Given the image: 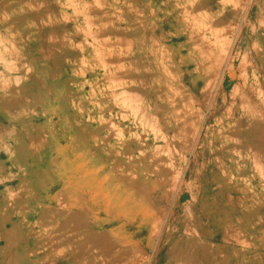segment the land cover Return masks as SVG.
Instances as JSON below:
<instances>
[{"label":"rangeland","instance_id":"374dc122","mask_svg":"<svg viewBox=\"0 0 264 264\" xmlns=\"http://www.w3.org/2000/svg\"><path fill=\"white\" fill-rule=\"evenodd\" d=\"M205 1L186 2L191 23L190 16L185 17L179 11L183 3L177 0H169L162 9H159L161 0H0V264H54L55 261L66 264L57 256L68 246L78 258L75 264H132L133 258L139 264H178V261L179 264H264V0H241L243 3L232 0V4L230 0H219L220 9H214L209 18ZM167 12L178 14L183 24L163 20V13ZM212 23L217 29L222 26L224 30H219L222 34L232 31L229 33L232 38L224 33L220 47L217 44L203 48L207 44L199 33L206 34L202 29L207 30L206 26ZM182 27L195 31L193 43L197 49L191 46L188 52L195 54L197 50L202 59L210 57L212 62L208 59V64H201L200 72H207L205 69L212 68L210 65L215 62L212 60L220 57L213 56L209 50L215 48L216 55H221L220 49L227 51L226 56L221 52L219 72L223 85L217 99L218 111H205L206 123L197 141L173 132V126H179L178 118L173 115L178 116L177 108L181 106L176 102L189 93L187 82L194 81L199 73L189 63L190 77L183 83L176 79L180 71L175 60L187 54V50H178L184 42L183 36L178 35ZM224 47L228 50H223ZM230 72L237 79H231ZM232 82L251 94V107L255 103L253 109L245 106L241 116L253 120L248 129L240 130L243 125L239 124L231 126L233 122L226 125L225 110L227 113L230 104L238 100L229 90ZM202 85L199 80L197 89ZM170 87L179 91L180 98H172ZM146 98L153 99L152 104L159 106V111L153 110L151 114H154L145 118ZM196 112L195 109L193 114ZM126 117L129 122L134 118L139 126L135 135L142 149L126 174L135 199L126 206L114 204L107 215L96 216L99 204L95 205V190H89L91 180L97 172L104 174L108 169H119L120 163L106 162V156L126 158L128 153L119 143L115 148L107 144L112 132L110 119L121 121ZM195 118L198 119L196 115ZM200 123L201 120L196 129ZM218 135L227 137L228 150H240L232 160L224 154V172L213 176L215 182H211L210 170L215 163L207 158L210 141ZM111 142L116 139L112 137ZM99 144H103L101 150L97 149ZM97 152L102 156L99 164ZM255 153L263 158L254 159ZM245 158L250 160L244 162ZM186 160L189 166L184 183L190 185V192L196 193L197 207L203 209L208 221L199 224L198 229L189 223L185 230L173 223V219L183 214L178 205L189 200L185 194L177 207L171 209L172 221L151 238L149 228L142 226V218L152 210L164 217L169 203L164 205L158 198L163 180L174 172L165 178L163 173L172 165L179 171ZM229 174L235 196L231 198L225 187ZM218 185L222 194L216 198L218 192L212 190L218 189ZM155 186L159 189L153 190ZM105 219L112 222L92 227L95 220ZM60 230L65 236L57 240L54 236ZM87 234H96L99 242L86 246ZM50 249H56L55 254L52 250L47 253ZM99 260L101 263H97Z\"/></svg>","mask_w":264,"mask_h":264},{"label":"bare ground","instance_id":"6f19581e","mask_svg":"<svg viewBox=\"0 0 264 264\" xmlns=\"http://www.w3.org/2000/svg\"><path fill=\"white\" fill-rule=\"evenodd\" d=\"M100 1V0H99ZM171 1V0H170ZM189 0H177V2H181V3H183V6H182V9H180L179 11H181L182 12V15H184L185 17H189L190 16V13L188 12V5H186V2H188ZM205 1V0H204ZM222 1V0H221ZM238 1V0H237ZM237 1H233V3L235 2V4H236V2ZM241 3H243L244 1H241V0H239ZM238 1V2H239ZM249 1V0H248ZM167 2H169V0H161V5L159 6V9H162L163 7H165L164 5L167 3ZM173 2H175V1H173ZM173 2H172V4H173ZM191 2V1H190ZM229 2V1H228ZM239 2V3H240ZM176 3V2H175ZM205 3H206V1H205ZM230 3L232 4V0H230ZM238 3V4H239ZM171 4V5H172ZM202 4H203V2H202ZM251 4V3H250ZM169 5V4H168ZM206 5V4H205ZM237 5V4H236ZM246 5V4H245ZM178 6H180V5H178ZM195 6V5H194ZM196 6H197V4H196ZM222 6V5H221ZM238 6V5H237ZM236 6V7H237ZM199 7V6H198ZM197 7V8H198ZM233 7H234V4H233ZM232 7V8H233ZM243 7H245V6H243ZM247 7V6H246ZM245 7V8H246ZM240 8H242V7H240ZM214 9H220V1L219 0H207V5H206V10H205V13H206V15H207V18H209V17H211L212 15H213V10ZM84 10V9H83ZM198 10V9H197ZM232 10V9H231ZM241 10V9H240ZM223 11V10H222ZM229 11V10H228ZM178 12V11H177ZM204 12V11H203ZM227 12V11H226ZM230 12V11H229ZM82 13V12H81ZM194 13H196V12H194ZM197 13H198V11H197ZM175 13H170V12H167L166 14H164L163 13V20H165L166 22L167 21H170V22H176V24H183L182 23V21L180 20V18H178V14H175ZM191 14H192V12H191ZM223 14V13H222ZM225 14V13H224ZM200 15V14H199ZM107 15H105L104 17H106ZM203 16V15H202ZM204 16H205V14H204ZM223 16H225V15H223ZM221 17V16H220ZM226 17V16H225ZM194 18V17H193ZM200 18V17H199ZM205 18V17H204ZM222 18V17H221ZM235 18V17H234ZM233 18V19H234ZM203 19V18H202ZM237 19H238V17H237ZM121 20V19H120ZM126 20H127V18H126ZM156 20V19H155ZM190 20H191V16H190ZM193 20V19H192ZM192 20H191V23H192ZM195 20V19H194ZM239 20V19H238ZM237 20V21H238ZM128 21V20H127ZM196 21V20H195ZM198 21V20H197ZM207 21V20H206ZM213 21V20H212ZM114 22H115V20H114ZM190 22V21H189ZM189 22H188V25H193V24H189ZM199 22V21H198ZM197 22V23H198ZM208 22V21H207ZM217 22V21H216ZM215 22V23H216ZM218 22H219V19H218ZM218 22H217V24H218ZM236 22V21H235ZM261 22V21H260ZM101 23V22H100ZM105 23V22H104ZM115 23H117V22H115ZM229 23H230V21H229ZM108 24V23H107ZM118 24V23H117ZM124 24V23H123ZM130 24V23H129ZM142 24V23H141ZM196 24V23H195ZM203 24L204 23H202V26H203ZM219 24H221V23H219ZM228 24V23H227ZM226 24V25H227ZM234 24V23H233ZM259 24V23H258ZM187 25V24H186ZM200 26V24H196V26ZM206 25H208V24H206ZM224 25V24H223ZM226 25H224V26H226ZM229 25V24H228ZM231 25V24H230ZM229 25V26H230ZM125 26V25H124ZM123 26V27H124ZM159 26V25H158ZM189 26V27H190ZM195 26V25H194ZM234 26V25H233ZM232 26V27H233ZM117 27V26H116ZM120 27V26H119ZM127 27V26H126ZM203 27H205V26H203ZM207 27V30H204V29H206V28H204V29H202L203 31H207V33L205 34V32H203V35H202V31H201V33H199V35L200 36H203V38H204V42L202 41V43H204V44H207V45H205L204 47H203V45H202V47L203 48H208L209 49V47L211 46V45H219V43L220 42H223V39H222V35L225 33V31H224V33L222 34V31H219V30H221V29H223L222 28V26H221V29H217V28H215V26L213 25V23H212V25H208V26H206ZM231 27V26H230ZM239 27V26H238ZM110 29L112 28L111 26L109 27ZM195 28V27H194ZM236 28V27H235ZM127 29V28H126ZM129 29V28H128ZM142 29V28H141ZM196 29V28H195ZM226 29V28H225ZM227 29H229V28H227ZM125 30V29H124ZM224 30V29H223ZM234 30V29H233ZM197 31V30H196ZM219 31V32H218ZM116 32H118V31H116ZM122 32V31H121ZM233 32H235V30L233 31ZM194 33H195V31H194ZM194 33H193V29L192 28H186V27H182V29H180V31L178 32V35H182L183 36V38H184V42H183V44H181V45H179V47H178V50H187V54H186V56H179L178 57V59L177 60H175V65L178 67V69H179V71H180V73L176 76L177 78V80H178V83H179V81L180 80H182L181 81V83H183L184 82V80H186L188 77H190V72H188V70H187V65L189 64V63H193L195 66H196V68L198 69V71H199V73H198V75L195 77V78H193V80L194 81H191V82H187V85H188V90H189V93H187L186 95H185V97H184V99L182 100V101H177L176 103H178V104H180L181 106H180V108H177V110L178 109H180V110H178L176 113H179L178 114V116H176V114H173L174 115V118L175 117H177L178 118V120H179V126L178 125H174L173 126V128H175V129H173V132L174 133H178V134H182V135H184V136H190V137H192V138H195L196 139V141H197V138H199V135H200V130H201V128H202V126L204 125V123H206L205 121H206V115L207 114H205V111H208V112H210V113H214V112H216V111H218L217 110V99H218V97H219V95H220V93H219V89L221 88V86L223 85L222 84V75L220 74V63H221V55H222V53L221 52H223V56L225 55H227L226 53H227V51L226 50H228V49H225L226 47H224L223 48V50L225 49V51H226V53H224V51H222V49H220L221 51L219 52L221 55H216V53H214L215 51V48H214V50H209V51H211V53H212V51H213V53H212V55L214 54L215 55V57H217V56H220L219 58H214L212 61H214L215 60V62L213 63L214 64V66H213V64H211L210 66L212 67V68H210V69H205L207 72H200V70L202 69V65H206V64H208V61H206V60H208L209 58H207L206 57V59H202V56H200V53L199 52H197V50H196V53L195 54H190L188 51H189V49H190V47L192 46H194V45H197L195 42V44L193 43V39L195 38L194 36ZM229 33H230V31H229ZM229 33H227L228 35H230L231 33H232V31H231V33L229 34ZM240 33V32H239ZM154 34V33H153ZM173 34V33H172ZM226 33H225V35H227ZM236 34V33H235ZM142 35V34H141ZM196 35H198V34H196ZM114 36H117V39H118V35H115L114 34ZM148 36V35H147ZM150 36V35H149ZM232 35H230V37L229 38H232L231 37ZM235 36V35H234ZM239 36V35H238ZM124 37V36H123ZM127 37V36H126ZM240 37V36H239ZM113 38V37H112ZM202 38V39H203ZM226 38V37H225ZM224 38V39H225ZM233 38H235V37H233ZM114 39V38H113ZM112 39V40H113ZM156 39V38H155ZM120 40V39H119ZM119 40H117L118 42H122V41H119ZM125 40V39H124ZM197 40H199V38L197 39ZM213 40V41H212ZM227 40V41H226ZM226 40H224V41H226V44H227V42H228V38L226 39ZM149 41V40H148ZM230 41V40H229ZM142 42V41H141ZM201 42V41H200ZM166 43V42H165ZM232 43H233V41H232ZM156 44V43H155ZM191 44H193V45H191ZM128 44H126V46H127ZM220 45H222L221 43H220ZM220 45H219V47H220ZM225 45V44H224ZM229 45V44H228ZM228 45H227V47H228ZM231 45V44H230ZM229 45V46H230ZM236 45V44H235ZM199 46V45H198ZM208 46V47H207ZM232 46V45H231ZM128 47V46H127ZM196 46H194L193 48H195ZM200 47V46H199ZM202 47H201V49H202ZM212 47H214V46H212ZM229 48V47H228ZM237 48H238V46H237ZM108 49H109V47H108ZM195 49H197V48H195ZM230 49V48H229ZM129 50V49H128ZM203 50V49H202ZM207 50V49H206ZM218 50V49H217ZM217 50H216V52H217ZM151 51H153V50H151ZM219 51V50H218ZM232 51V50H231ZM125 52H126V50H125ZM129 52V51H128ZM154 52V51H153ZM202 52H204V51H202ZM208 53V54H210L208 51H205V53ZM229 52V51H228ZM219 53H217V54H219ZM164 54V53H163ZM248 54V53H247ZM154 55V54H153ZM170 55V54H169ZM211 55V56H212ZM213 55V56H214ZM229 55V54H228ZM160 56H161V54H160ZM207 56V55H206ZM245 56V55H244ZM224 58V57H223ZM227 58V57H226ZM161 59V58H160ZM159 59V60H160ZM174 59V58H173ZM235 59V58H234ZM241 59V58H240ZM128 61V60H127ZM162 61V60H161ZM209 61H210V59H209ZM222 61H223V59H222ZM226 61V60H225ZM224 61V62H225ZM153 62V61H152ZM205 62V63H204ZM211 62V61H210ZM209 62V63H210ZM227 62V61H226ZM249 62V61H248ZM159 63V62H158ZM162 63V62H161ZM198 63H200V65H198ZM212 63V62H211ZM223 63V62H222ZM202 64V65H201ZM249 64V63H248ZM186 65V67L182 70L181 69V67L182 66H185ZM246 65V64H245ZM127 66H129L128 65V63H127ZM156 66V65H155ZM223 66V65H222ZM232 66V65H231ZM230 66V67H231ZM160 67V66H159ZM233 67V66H232ZM245 67V66H244ZM247 67V66H246ZM248 67H249V65H248ZM243 68V67H242ZM241 68V69H242ZM156 69V68H155ZM161 69H162V67H161ZM164 69H167V68H164ZM224 69V68H223ZM227 69H229V68H227ZM226 69V70H227ZM231 69V68H230ZM148 70V69H147ZM196 70V69H195ZM248 70V69H247ZM246 70V71H247ZM251 70V69H250ZM108 71V70H107ZM162 71V70H161ZM166 71V70H165ZM231 71V70H230ZM242 71V70H241ZM244 71V70H243ZM167 72H168V70H167ZM251 72H253V71H251ZM163 73H164V71H163ZM244 73V72H243ZM125 74V73H124ZM168 74H170L169 72H168ZM250 74H252V73H250ZM163 75V74H162ZM217 75H218V78H217ZM229 75H230V78L231 79H233V78H236L234 75H233V73H229ZM243 74H241V76H242ZM246 75V74H245ZM4 76V75H3ZM147 76V75H146ZM163 76H165V74L163 75ZM171 76V75H170ZM240 76V77H241ZM254 76V75H253ZM100 77V76H99ZM167 77V76H166ZM116 78V77H115ZM149 77L147 76V78L146 79H148ZM171 78H172V76H171ZM117 79V78H116ZM121 79V78H120ZM173 79V78H172ZM237 79V78H236ZM245 79V78H244ZM249 79V78H248ZM258 79V78H257ZM256 79V80H257ZM114 80V79H113ZM112 80V81H113ZM154 80V79H153ZM199 80H202V82H203V85H202V87L201 88H199V89H197V85H198V81ZM116 81H118V80H116ZM131 81V80H130ZM165 81V80H164ZM236 81V80H235ZM241 81V85L242 86H245V85H243L244 83H243V81L242 80H240ZM237 82V81H236ZM180 83V84H181ZM231 83V82H230ZM233 83V82H232ZM249 83H251V82H249ZM239 84V83H238ZM238 84H232V86H231V89H229L230 90V92H231V94L233 95H237L236 97H237V102L236 103H232V104H230V106H229V110H227L228 112L226 113V110H225V114H227V120H226V125L228 124H230V122H233V124H231V126L232 125H235V124H239V125H243V128H239L240 130L241 129H248V127H249V125L251 124V122H253V120H251V119H249V118H245V119H243L241 116H244V115H242V113L244 112V107L245 106H247V108L248 109H253L254 107H253V105L255 104H253L252 105V107H251V99H249L250 98V95L246 92V91H244V90H242L241 91V87H239V85ZM256 84V83H255ZM262 84V83H261ZM165 86V85H164ZM184 87H185V85H184ZM252 87V86H251ZM168 88H169V86H168ZM244 89V88H243ZM247 89V88H246ZM245 89V90H246ZM248 90H249V88H248ZM122 91V90H121ZM125 91V90H124ZM149 91V90H148ZM170 91H171V96H172V98L173 99H177L178 97L180 98V94L178 93L179 91L178 90H176V92H175V90L174 89H172L171 90V87H170ZM170 91H168V92H170ZM252 91V90H251ZM263 91V90H262ZM123 92V91H122ZM131 92V91H130ZM230 92H229V94H230ZM255 93V92H254ZM257 93V92H256ZM120 95L122 94L121 92L119 93ZM126 94V93H125ZM124 94V95H125ZM262 94H264V93H262ZM128 95V94H127ZM188 95V96H187ZM221 95H222V93H221ZM224 95V94H223ZM256 95V94H255ZM259 95V94H258ZM257 95V96H258ZM139 97V95H137L136 94V96L135 97ZM226 96H228V95H226ZM229 96H231V95H229ZM125 97V96H124ZM137 97V98H138ZM149 97V96H148ZM224 97V96H223ZM131 97H129V99H130ZM136 98V99H137ZM141 98V97H140ZM256 98V97H255ZM260 98V97H259ZM262 98V97H261ZM124 100H126L125 98H123ZM122 99V100H123ZM135 99V100H136ZM222 99V98H221ZM232 99V98H231ZM262 99H264V98H262ZM120 100H121V98H120ZM128 100V99H127ZM138 100V99H137ZM152 100L153 99H149V98H146V101L144 102V111H143V114L145 115V118H146V116H150V114H151V112L153 111V110H157V111H159V106H157V105H155V104H152ZM168 100V99H167ZM255 100V99H254ZM129 101H131V99L129 100ZM154 101V100H153ZM221 101H223V100H221ZM256 101V100H255ZM128 102V101H127ZM138 102H139V100H138ZM228 102H230V101H228ZM253 102V101H252ZM122 103L124 104V101H122ZM168 103H169V100H168ZM171 103H172V101H171ZM264 103V102H263ZM141 104V103H140ZM173 104V103H172ZM257 105V104H256ZM255 105V106H256ZM258 105H259V103H258ZM139 106V105H138ZM222 107V106H221ZM132 108V107H131ZM137 108V107H136ZM139 108V107H138ZM257 108H259V110H260V107H256V109ZM133 109H134V106H133ZM195 109H196V113H195V115L198 117V119H194V111H195ZM226 109H227V107H226ZM256 109H254V110H256ZM136 110V109H135ZM138 110V109H137ZM141 110H143L142 108H141ZM140 110V111H141ZM254 110H252L253 112H254ZM124 111V110H123ZM132 112V111H131ZM156 112V111H155ZM220 112V111H219ZM257 112V111H256ZM259 112V111H258ZM257 112V113H258ZM110 113V112H109ZM120 113V112H119ZM125 113V112H124ZM133 113V112H132ZM138 113V112H137ZM136 113V114H137ZM157 113V112H156ZM246 113V112H245ZM248 113V112H247ZM141 114V113H140ZM153 114H154V112H153ZM153 114H151V116L153 115ZM254 114V113H253ZM127 115V114H126ZM142 115V114H141ZM248 115V114H247ZM256 115V114H255ZM259 115V114H258ZM257 115V116H258ZM122 116V115H121ZM138 116H140V115H138ZM250 116V115H249ZM253 116V115H252ZM260 117L262 116V115H259ZM103 117V116H102ZM115 117V116H114ZM120 117V116H119ZM125 117V116H124ZM248 117V116H247ZM254 117V116H253ZM256 117V116H255ZM101 118V117H100ZM144 118V119H145ZM157 118V117H156ZM176 118V119H177ZM106 119V118H105ZM122 119V118H121ZM140 119V118H139ZM150 119V118H149ZM158 119V118H157ZM224 119V118H223ZM109 120V119H108ZM131 120V119H130ZM146 120V119H145ZM147 120H148V118H147ZM151 120V119H150ZM154 120V119H153ZM152 120V121H153ZM201 120V123H200V127L198 128V129H196L197 128V125H198V122ZM261 120V119H260ZM102 121H103V119H102ZM138 121H140V120H138ZM143 121V120H142ZM141 121V122H142ZM155 121V120H154ZM153 121V122H154ZM215 121V120H214ZM262 121V120H261ZM30 122V121H29ZM106 122H107V120H106ZM105 122V123H106ZM158 122H159V120H158ZM220 122V121H219ZM32 123V122H31ZM105 123H103L104 125H105ZM146 123V122H145ZM150 123V122H149ZM155 123V122H154ZM156 123H157V121H156ZM100 124H101V122H100ZM109 124L111 125V128H112V132L109 134V138H108V141H107V144L111 147V148H115V146H116V144H120L121 145V148H123V150L125 151V152H127L128 154L126 155V158L124 159L122 156L121 157H117L116 155H111V156H106V162H111V163H116V164H118V163H120V165H119V169H117V170H114V171H112V170H109L108 169V171L106 172V173H104V174H102L101 172L99 173V172H97L95 175H94V177H93V179L91 180V186H90V188H89V190H95V197H96V202H95V205L97 206L98 204V208H97V210H96V213H94L96 216L97 215H99V214H102V213H105L106 215L109 213V211H110V209H111V207L114 205V204H116V205H118V207H121V206H126L129 202H134V199H135V193H134V191H130L129 190V187H128V179H127V168L129 167V165L130 164H132V163H134L133 161L134 160H136L137 159V157H136V154H138V152L139 151H141L142 152V149H141V147L138 145V141H137V136L135 135L136 133H137V131H138V128H139V126L136 124V122H135V120H134V118H133V120L131 121V122H129V119L126 117V118H123L121 121H115L114 119H110V121H109ZM142 124V123H141ZM152 124V123H151ZM215 124V123H214ZM264 124V123H263ZM144 125V124H143ZM222 125V124H221ZM257 125V124H256ZM107 126V125H106ZM152 126V125H151ZM150 126V127H151ZM230 126V125H229ZM156 127V126H155ZM204 127V126H203ZM257 127V126H256ZM109 128V127H108ZM110 128V129H111ZM253 128L255 129V126H253ZM258 128V127H257ZM263 128V127H262ZM106 129V128H105ZM110 129H109V131H110ZM149 129H151V128H149ZM153 129H154V127H153ZM206 129V128H205ZM223 129V128H222ZM234 129V128H233ZM259 129V128H258ZM261 129V128H260ZM227 131H229V129H227ZM108 132V131H107ZM141 132V131H140ZM157 132V131H156ZM224 132H225V130H224ZM263 131L261 130V133H262ZM227 133V132H226ZM264 133V132H263ZM105 134V133H104ZM103 134V135H104ZM221 134V133H220ZM127 135L129 136V138L127 137ZM154 135H155V133H154ZM164 135V134H163ZM175 135V137H176V134H174ZM173 136V135H172ZM229 136V135H228ZM113 137V139H116V142H111V138ZM126 137L128 138V139H126ZM155 137H156V135H155ZM163 137V136H162ZM179 137H180V135H179ZM231 137V136H230ZM233 137V136H232ZM231 137V138H232ZM40 138V137H39ZM98 138H99V135H98ZM153 138H154V136H153ZM244 138V137H243ZM164 139V138H163ZM163 139H161V140H163ZM234 139V138H233ZM236 139H238L237 137H236ZM178 140V139H177ZM230 140V139H229ZM238 140H240V139H238ZM100 141V140H99ZM164 141V140H163ZM167 141V140H166ZM189 141V140H188ZM194 141V140H193ZM208 141H209V139H208ZM228 140H227V137L226 136H222V135H218L217 137H215L212 141H210L211 142V146H210V150H209V157L207 158L208 159V162H210V161H214V163H215V165L211 168V170H210V173H211V182H212V180H213V182H215V176L216 175H218V174H220V173H223L224 172V170H223V157H224V154H226L227 153V158L229 159V160H232V159H234L233 157H234V155H236V153H238V151L240 150H234V149H232V151H230V150H228L227 149V145L229 144L228 142H227ZM187 142V141H186ZM195 142V141H194ZM234 142H237V141H235L234 140ZM190 143V142H189ZM191 143H192V140H191ZM209 143V142H208ZM263 143V142H262ZM102 145L103 144H99L98 146H97V149L98 150H101L102 149ZM193 145V144H192ZM192 145H191V147H192ZM236 145V144H235ZM163 147V146H162ZM189 147V145H187V148ZM230 147V146H229ZM238 147V146H237ZM166 148V147H165ZM186 148V149H187ZM194 148V147H193ZM232 148V147H231ZM233 148H235V147H233ZM239 148V147H238ZM244 148V147H243ZM259 148V147H258ZM257 148V150H259ZM185 149V151H188V150H186ZM230 149V148H229ZM157 150V149H156ZM191 150H192V148H191ZM228 150V151H227ZM256 150V151H257ZM167 151H168V149H167ZM243 151H245V150H243ZM161 152V151H160ZM191 153V152H190ZM251 153V152H250ZM263 153V152H262ZM163 154H165L164 152H163ZM197 154H198V152H197ZM256 154V153H255ZM255 154H253V155H255ZM264 154V153H263ZM205 155V154H204ZM239 155V154H238ZM252 155V154H251ZM195 156V155H194ZM101 154H100V152H97V156H96V161H97V163L99 164V162H101ZM181 157V156H180ZM186 157V156H185ZM241 157V156H240ZM257 154H256V156H253V158L254 159H257V158H260V157H262L263 158V156H260V157H257ZM203 158V157H202ZM204 158H206V157H204ZM239 158V157H238ZM251 158V157H250ZM240 159V158H239ZM185 160V159H184ZM248 160H250L249 158H245L244 159V162H246V161H248ZM258 160V159H257ZM187 161V160H186ZM105 162V163H106ZM259 162H260V160H259ZM200 163V162H199ZM241 163H243V162H241ZM255 163V162H254ZM101 164V163H100ZM168 164V163H167ZM172 164V163H171ZM236 164V163H235ZM251 164H253V159H252V163ZM225 165V164H224ZM179 165L177 164L176 165V168L178 167ZM189 165H188V161L187 162H184V165L182 166H180V170L179 171H175L174 170V165H172V166H170V170H167L166 169V172L165 173H163V176H164V178H165V176L166 175H169V173L170 172H174V173H172L173 174V176L171 175V177H167V178H165L164 180H163V187H162V190H161V194H160V197L158 198L159 200H160V202L162 203V204H168L169 203V208H168V211L164 214V217L161 215V214H157L156 212H153V210H152V213H151V211H150V214H147L146 216H144V219L142 218V226L143 227H146V229H148L149 228V232H151V238H153V237H155L156 235H157V233L158 234H160V232H161V230L164 228V226H165V224L166 223H168V221L170 220V212H171V209H172V211L177 207V205L179 204V201H180V198H181V196H183V195H187L188 194V201H186V202H182V204H180V205H178V209H179V211H181L183 214L180 216V217H178V218H175V219H173V223L174 222H176L175 223V225L177 224V225H179L180 227H183V229H184V227L185 226H187L188 225V227H190V225H189V223H191V224H193L194 226H195V228L196 229H198L199 227H200V225L203 223V222H205V221H208V217H204V213H203V209L202 208H198L197 207V203L198 202H196L197 201V197H196V193H193L192 191L190 192V185L189 184H185L184 183V179H185V174H186V170H187V167H188ZM208 166V165H207ZM250 166V165H249ZM262 166H264V164H262ZM238 167V166H237ZM105 168V167H104ZM122 168V169H121ZM257 168V167H256ZM103 169V168H102ZM178 170V169H177ZM203 170V169H202ZM226 173V172H225ZM134 175V174H133ZM213 176H214V178H213ZM213 178V179H212ZM228 179H229V182L228 183H226L225 184V187L227 188V191H228V195L230 196V198L231 197H235L234 195H232V193H233V187H234V185H233V179H232V174H229L228 175ZM159 180V179H158ZM195 180V179H194ZM254 180V179H253ZM247 181V180H246ZM198 183V182H197ZM261 183H262V181H261ZM114 184H116L115 186H114ZM249 184H251L252 185V179L249 181ZM187 185H189V187L187 186ZM193 185V184H192ZM196 185V184H195ZM200 185V184H199ZM207 186V185H206ZM196 187V186H195ZM217 187H219L218 189H213L212 190V192L214 193V191L215 190H217V192L218 193H216L217 195H215L216 196V198L219 196V195H221L222 194V188H221V186L220 185H218V186H216V188ZM240 188V187H239ZM156 189H159V188H157V186H155L154 187V189L153 190H156ZM189 189V190H188ZM197 189V188H196ZM261 189H262V187H261ZM249 190V189H248ZM197 192V191H196ZM206 193V192H205ZM227 193V192H226ZM235 195H237V194H235ZM228 197V196H227ZM237 197V196H236ZM242 197V196H241ZM102 199V202L101 201H99L98 199ZM104 198V199H103ZM238 198V197H237ZM240 198V197H239ZM85 200V199H84ZM106 200V201H105ZM217 200V199H216ZM264 201V200H263ZM104 202H105V204H104ZM218 202V201H217ZM227 202V201H226ZM238 202V201H237ZM245 202H247V200L245 201ZM232 203V202H231ZM242 202H240V204H241ZM87 204H88V202H87ZM166 204V205H167ZM204 204V203H203ZM163 205V206H164ZM63 206H65V205H63ZM83 207V206H82ZM167 207V206H166ZM63 208V207H62ZM89 208V207H88ZM219 208V207H218ZM154 209V208H153ZM161 210V209H160ZM84 211H87V210H85L84 209ZM164 211V210H163ZM157 212H160V211H157ZM162 212V211H161ZM160 212V213H161ZM164 213V212H163ZM173 214V213H172ZM228 214V213H227ZM51 216H52V214H51ZM260 216V215H259ZM118 218V217H117ZM120 218V217H119ZM57 220V219H56ZM136 220V219H135ZM204 220V221H203ZM112 222V220H110V219H105L104 221H100V220H95V222H94V224L92 225V227H96V226H98L99 224H103L104 222ZM170 221H172V220H170ZM188 223V224H187ZM13 224V223H12ZM107 224H109L110 225V223H107ZM200 224V225H199ZM205 224V223H204ZM52 226V225H51ZM82 226H83V224H82ZM85 226V225H84ZM13 227H14V225H13ZM62 227V226H61ZM105 227V226H104ZM171 227V226H170ZM87 228V227H86ZM167 228V227H166ZM195 229V230H196ZM64 230H66V229H64ZM185 230V229H184ZM61 232H58V234L56 235V236H54L55 238H57V240H61L62 238H64V236H65V234H64V231L63 230H60ZM175 231V230H174ZM197 231V230H196ZM75 232V231H74ZM73 232V233H74ZM182 232V231H181ZM186 232H187V230H186ZM193 232L195 233V231L193 230ZM10 233H11V231H10ZM184 234H185V231L183 232ZM74 234H76V232L74 233ZM73 234V235H74ZM173 234V233H172ZM181 234V233H180ZM169 235V234H168ZM174 235V234H173ZM158 236V235H157ZM175 236V235H174ZM196 236H197V234H196ZM217 236V235H216ZM53 237V238H54ZM59 237V238H58ZM71 237H72V234H71ZM204 237V236H203ZM51 238V237H50ZM54 238V239H55ZM182 238V236H180L179 238H178V240H180ZM169 239V238H168ZM225 239V238H224ZM13 240V239H12ZM52 240V239H51ZM76 240V239H75ZM153 240V239H152ZM156 240H157V238L155 239V242H156ZM214 240V239H213ZM227 240V239H226ZM85 241H87V245L86 246H88V244L89 243H91V242H93V243H98L99 242V240L97 239V235L96 234H87V236H85ZM218 241V240H217ZM225 241V240H224ZM229 241V240H228ZM58 242H61V241H58ZM57 243V242H56ZM64 243V242H63ZM78 243H79V241H78ZM207 243V242H206ZM216 243V242H215ZM218 243H219V241H218ZM225 243V242H224ZM230 243V242H229ZM242 243V242H241ZM80 244H81V242H80ZM79 244V245H80ZM85 244V243H84ZM228 244V243H227ZM239 244V243H238ZM8 245V244H7ZM49 245H51V244H49ZM56 245V244H55ZM58 245V244H57ZM82 245V244H81ZM80 245V246H81ZM90 245V244H89ZM59 246V245H58ZM83 246V245H82ZM223 246V245H222ZM7 247V246H6ZM48 247V246H47ZM46 247V248H47ZM50 247V246H49ZM66 247V246H65ZM92 246H89V248H91ZM11 248H12V246H11ZM54 248H55V246H54ZM80 248H82V247H80ZM79 248V249H80ZM87 248V247H86ZM10 249V248H9ZM76 249V248H75ZM5 250H6V248H5ZM11 250V249H10ZM51 250L53 251V250H56V249H50L49 250V252H47V253H50L51 252ZM58 250V249H57ZM83 250V248L80 250V251H82ZM152 250V249H151ZM36 251V250H35ZM39 251V250H38ZM41 251H43V250H41ZM54 252V251H53ZM174 252V251H173ZM81 253V252H80ZM85 253V252H84ZM54 254H55V252H54ZM77 254V253H76ZM83 254V253H82ZM47 256H48V254H46ZM84 255V254H83ZM91 255H93V253L91 254ZM96 255V254H95ZM95 255H93V258H96V257H94ZM106 255V254H105ZM203 255V254H202ZM54 256V255H53ZM52 256V257H53ZM85 256V255H84ZM112 256V255H111ZM180 256V255H179ZM205 256V255H204ZM50 257V256H49ZM57 257H59L58 259H61V260H64L65 261V263L66 264H75L76 263V261H78L77 259V257L75 256V251L73 250V249H69V246H68V249L67 250H65L64 252H62V253H60ZM83 257V256H82ZM92 257V256H91ZM181 257H183V256H181ZM48 258V257H47ZM146 258H147V256H146ZM100 259V258H99ZM55 260V259H54ZM54 260H52V261H54ZM142 260V259H141ZM50 261V260H49ZM80 261V260H79ZM90 261V260H89ZM101 260H99V262H97V263H101L100 262ZM126 261V260H125ZM130 262H131V260H129ZM179 262L180 261H178V264H179ZM189 262V261H188ZM57 263V261H55V263L54 264H56ZM106 263V262H105ZM127 263V262H126ZM139 264V262H136V259L135 258H133V263L132 264ZM167 263H168V261H167ZM114 264H116V263H114ZM176 264H177V262H176ZM194 264V263H193ZM195 264H196V262H195Z\"/></svg>","mask_w":264,"mask_h":264}]
</instances>
